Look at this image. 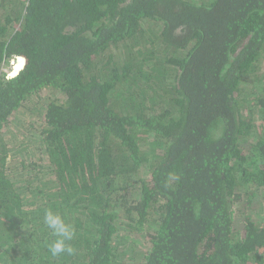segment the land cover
<instances>
[{
    "label": "trees",
    "instance_id": "16d2710c",
    "mask_svg": "<svg viewBox=\"0 0 264 264\" xmlns=\"http://www.w3.org/2000/svg\"><path fill=\"white\" fill-rule=\"evenodd\" d=\"M263 62L264 0H0V264H264Z\"/></svg>",
    "mask_w": 264,
    "mask_h": 264
},
{
    "label": "rangeland",
    "instance_id": "374dc122",
    "mask_svg": "<svg viewBox=\"0 0 264 264\" xmlns=\"http://www.w3.org/2000/svg\"><path fill=\"white\" fill-rule=\"evenodd\" d=\"M262 66H264V62ZM58 98H60V95H56L50 91H42L41 93L35 95L30 101H28L22 109L11 116L10 126L7 128V130H5L6 132L4 134L5 138H7L9 142H16L15 145L11 146L8 152L10 158L16 157L17 153H20V156H17V159L21 156L24 159L29 158L30 156L36 154L35 151H33L35 148L33 147V144L23 145V142L26 141V138L36 141V135L38 134V128L41 119L40 116L44 106L46 105L47 101H49V99ZM255 121L257 125L255 131L256 134H258L264 127V121L259 120L258 118ZM251 140L249 142H251ZM149 143L145 146L148 147ZM35 146H38V143H35ZM39 155L41 156V153H39ZM23 162L27 161L22 160V163ZM261 192L262 191H259V193H257L258 196L254 200V204L252 206V212L257 217H264V193ZM136 247L139 253H144L146 250V247L141 241L137 243Z\"/></svg>",
    "mask_w": 264,
    "mask_h": 264
},
{
    "label": "clouds",
    "instance_id": "9594fccd",
    "mask_svg": "<svg viewBox=\"0 0 264 264\" xmlns=\"http://www.w3.org/2000/svg\"><path fill=\"white\" fill-rule=\"evenodd\" d=\"M44 224L51 230V234L55 237L49 245V252L53 257H57L62 253L73 255L74 248L69 243L75 236V230L72 225L65 222L61 215L46 209L44 212Z\"/></svg>",
    "mask_w": 264,
    "mask_h": 264
},
{
    "label": "water",
    "instance_id": "95a60500",
    "mask_svg": "<svg viewBox=\"0 0 264 264\" xmlns=\"http://www.w3.org/2000/svg\"><path fill=\"white\" fill-rule=\"evenodd\" d=\"M25 63L26 61L23 57H17L15 65L12 67V70L8 73L7 76L12 78L18 75V73L24 68Z\"/></svg>",
    "mask_w": 264,
    "mask_h": 264
},
{
    "label": "built area",
    "instance_id": "2783aa9c",
    "mask_svg": "<svg viewBox=\"0 0 264 264\" xmlns=\"http://www.w3.org/2000/svg\"><path fill=\"white\" fill-rule=\"evenodd\" d=\"M15 63H16V59H11V60H9V63L8 64H6V65H4L3 67H2V71L3 72H7V73H9L11 70H12V67L15 65Z\"/></svg>",
    "mask_w": 264,
    "mask_h": 264
}]
</instances>
